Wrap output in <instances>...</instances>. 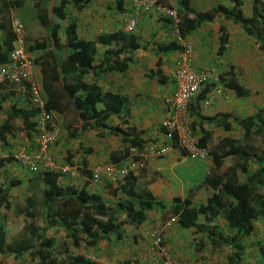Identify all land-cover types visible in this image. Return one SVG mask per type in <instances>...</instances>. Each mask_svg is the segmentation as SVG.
Segmentation results:
<instances>
[{
  "label": "crops",
  "instance_id": "crops-1",
  "mask_svg": "<svg viewBox=\"0 0 264 264\" xmlns=\"http://www.w3.org/2000/svg\"><path fill=\"white\" fill-rule=\"evenodd\" d=\"M53 1L57 5L59 0ZM143 1L91 0L81 11L76 10L73 5L66 6L65 20L58 29L61 42L65 40L66 26L74 21L78 38L84 40L96 39L119 30L131 34L132 37L126 42L131 44L132 54L129 66L124 72H103L98 75L87 74L84 77V82L95 85L100 93H112L124 99V105H116L115 111L105 120L106 128H87L76 136H70L64 125L66 117L55 111L49 112L47 127H51L48 128L55 137L50 147V156L58 165L69 167L67 172L58 171V185L71 186L75 190L84 187L90 194L101 196L106 205L114 206L119 193L116 195L112 191L116 190L119 183L109 182L105 178L94 182L91 178L94 168L114 163L112 155L123 153L128 148L119 135H113L109 130L125 125L134 128L135 133L143 140L141 148L134 147L137 149L151 144L173 143L174 150L170 154L152 158L145 163L137 172L136 181L138 188L148 189L154 197L164 201L166 207L164 210L147 211L142 224H123L108 240L100 239L93 246H87L82 241L78 247H73L71 239L66 238L59 225L53 227L57 229L54 234L53 230H48V236L54 239V253L59 259L71 254L84 256L99 264H147L145 257L150 251L153 239L158 236L167 246L170 260L155 264H226V256L231 252L229 246L213 247L204 232H197L194 228H182L178 225L177 217L166 216L173 198L186 199L192 192V204L198 206L205 203L213 192L205 185L212 166L211 160L187 157L180 151L177 141L168 140V132L163 126L169 111L166 100L175 90L173 73L184 45L190 43L194 50L193 68L204 77L200 94L189 100L187 108L189 122L191 126H195V135L197 138L203 133L210 135L208 149L214 148L217 143L219 145L222 139L240 140L245 135L243 123L256 113L264 111V53L258 48L255 38L247 35L232 20L226 19L224 12L213 21L198 27L180 20L186 9L204 13L212 11L218 4L228 9L233 6L231 0H156V7L149 9H145ZM239 1L242 14L249 18L253 0ZM3 2L5 1L0 4ZM50 2L51 0H29L35 11L39 8L47 10ZM164 9L174 10L176 18L166 16ZM9 10L12 21L18 11L17 8ZM127 16L134 21L131 30L125 24ZM38 24L40 25L39 22ZM42 28L48 36L39 41H48L49 31ZM222 35L227 38L221 52ZM4 39V32L0 29V43ZM108 47L99 45L98 55L101 57ZM58 56L63 59L61 53ZM30 83H36L40 88L41 76L36 68L27 82L2 85L1 94L6 99L0 98V126L12 108L23 111L36 108L27 97ZM231 84L238 85L242 89L241 93L238 94ZM96 106L98 109L104 107L102 103ZM36 111L29 117V121L35 124L37 133L23 129L21 118L16 117L11 122V131L0 137V160L3 161V166L0 167V185L6 186L10 181H16L15 189H21L22 194L35 198L36 203L41 204L43 184L36 183L35 175L27 167L10 158L12 154L22 150L31 156L35 155L38 131L42 123L41 111ZM224 113L228 114L227 118L210 120ZM68 119L77 124L73 113L68 114ZM258 139L262 142L258 135L252 134L249 137L251 142ZM261 149L264 151V147ZM128 158L119 163L125 164ZM133 160L139 161L138 158ZM220 170L222 169H219L218 174L222 173ZM197 179L198 182H195ZM14 199L11 194L6 196V202L10 206L7 211L12 208ZM3 205L0 219L4 216L1 214ZM13 217H16L15 213ZM204 220L203 216H199L198 223H203ZM216 224L225 235H232L226 230L222 219H217ZM253 225L254 231L246 239L240 264H264V217L255 220ZM59 254L61 255L58 256ZM8 255L0 250V264H35L24 254L18 257L10 254L15 260L8 258Z\"/></svg>",
  "mask_w": 264,
  "mask_h": 264
},
{
  "label": "trees",
  "instance_id": "trees-1",
  "mask_svg": "<svg viewBox=\"0 0 264 264\" xmlns=\"http://www.w3.org/2000/svg\"><path fill=\"white\" fill-rule=\"evenodd\" d=\"M90 1L59 0L58 4L54 5V1L51 0L47 10L43 8L36 10L37 21L40 26L48 29L50 37L48 41H34L28 45V51L34 53V66L41 76L40 90L44 110L47 113L55 111L65 116L64 125L70 136H76L87 128L99 130L106 128L105 120L115 111V106L124 105V99L116 94L100 93L95 85H87L84 77L87 74L124 72L129 66L132 54L131 44L126 42L132 36L122 30L98 36L96 39L84 40L78 38L76 23L70 21L65 28L64 42L59 40L58 29L65 20L66 6L73 5L76 10L81 11ZM24 2L25 0H5L0 4V29L5 35L4 41L0 43V64L7 61L8 52L14 47L18 36L13 30L9 9H18ZM231 2L233 3L231 8L225 9L223 5L218 4L212 11L204 13L186 9L180 20L187 25L198 27L213 21L224 12L223 16L226 19L232 20L241 26L247 35L255 38L258 48L264 53V0H253L249 18L242 14L239 0ZM226 38V35L221 36V52L224 50ZM113 43L114 46H111ZM101 44L109 47L100 57L98 52ZM60 53L63 59L59 58ZM231 87L238 94L242 91L238 85L231 84ZM2 89L3 86H0V98L6 99V96L1 94ZM99 103L104 107L98 109L96 105ZM36 110L39 109L23 111L12 108L0 126V137L11 131V122L16 117L21 118L23 129L37 133L35 124L29 121V117L35 114ZM69 113L75 115L77 124L68 119ZM227 117L228 114L224 113L210 120ZM48 127L51 128L49 125ZM192 128H195L194 124ZM243 128L245 135L242 139H222L219 145L217 143L214 148L208 150L212 166L205 179V185L213 192L207 201L198 206L193 205L191 192L186 199L173 198L166 213L167 218L177 217L180 227L204 232L213 247L229 246L231 252L226 256V264L241 263L246 239L254 231L253 222L264 217V151L257 149L249 141L252 134L258 135L264 147V111L247 119L245 124L243 123ZM109 132L119 135L122 143L128 146L123 153L112 155L114 163L131 157L129 147L141 148L143 144L138 133L129 125L116 126ZM209 137L208 133H203L198 138L197 147L208 148ZM173 140L176 141V137ZM227 158L233 159V163L218 174ZM1 166L3 161L0 160ZM34 175L43 184L41 194L42 203L45 205V208H42L45 224L38 226L30 220L26 226L29 228L30 238L20 237L10 243L7 242L4 226L1 225L0 250L14 254L15 257L27 253L35 264H99L80 255L67 254L64 259L57 258L53 247L54 239L47 235L48 230L56 225L63 228L66 238L71 239L73 247H78L82 241L87 246H93L100 239L108 240L109 236L117 233L123 224H142L147 211L164 210L166 207L164 201L154 197L148 189L136 186L137 176L133 173L128 174L123 182H118L116 190L112 191L116 195L119 193L114 206L106 205L101 196L90 194L84 187L75 190L71 186L58 185L55 173L44 171ZM16 184V181H10L9 185H0V209L3 202V209H9L6 196ZM36 204L35 198L26 197L24 209H16V213L34 220L37 217ZM199 216L204 217L203 223H198ZM219 218L232 235H225L219 228L216 224Z\"/></svg>",
  "mask_w": 264,
  "mask_h": 264
},
{
  "label": "built area",
  "instance_id": "built-area-1",
  "mask_svg": "<svg viewBox=\"0 0 264 264\" xmlns=\"http://www.w3.org/2000/svg\"><path fill=\"white\" fill-rule=\"evenodd\" d=\"M2 1L5 0H0V2ZM155 3L156 0H144L142 5L145 6V9H149L154 7ZM164 12L170 17H175V13L172 10H165ZM125 24L129 30L134 27V21L130 16L125 19ZM13 26L18 35L16 46L8 52L7 61L0 64V86L29 81L35 67L33 56L28 51V44L21 37L22 25L17 18L13 21ZM192 57V45L187 44L173 73L175 90L172 96L166 100L169 111L163 126L168 132L169 141H173L174 137H176L180 151L190 157L205 158L208 155V150L197 147V137L191 127L187 112L189 100L199 94L204 79L203 75L193 69ZM27 97L30 104L40 109L42 114V123L38 132V148L34 156L22 150L14 155V159L33 173L42 171L67 172L69 170L68 166L58 165L50 156V147L55 137L47 128L50 114L44 110L42 93L36 83L29 84ZM173 150V143L151 144L142 149L130 147L129 154L131 157L128 158L125 164L110 163L98 166L92 171V180L97 182L105 178L114 183L119 182L130 173L136 175L150 159L164 157ZM132 157H138L139 161H134ZM145 258L147 264L164 263V261L167 263L170 260L168 248L158 236L153 239L150 251ZM197 264H204V262H198Z\"/></svg>",
  "mask_w": 264,
  "mask_h": 264
},
{
  "label": "rangeland",
  "instance_id": "rangeland-1",
  "mask_svg": "<svg viewBox=\"0 0 264 264\" xmlns=\"http://www.w3.org/2000/svg\"><path fill=\"white\" fill-rule=\"evenodd\" d=\"M18 11V15L17 18L18 20L22 23V36L27 40V42L29 44H31L34 41H39L42 39V37L44 36H48L47 33L45 32V29H43L37 21L36 15H35V10L30 6L29 4V0H26L23 5L21 7H19L17 9ZM32 55H34V53H31ZM257 137V136H256ZM252 144L257 148V149H261L263 147L262 142L258 139V140H254L252 141ZM194 161V160H189ZM233 163V159L227 158L226 162L224 163V165L222 166V170L223 171L225 167L230 166ZM180 168H178L179 170ZM192 177L194 176L193 174L191 175ZM36 183H42L41 180L39 179H35ZM198 182V179L195 181ZM16 186V185H15ZM14 187V186H13ZM11 188L10 193L12 196H14V200L12 202V210H4L2 209L1 214H3L4 216L0 219V228L1 225L4 226V232H6V239L7 242L10 243L14 240H18L20 237L23 238H30V234H29V229L26 228V226H28L30 219L29 218H24V215H18L16 213L17 206H23L22 209H24L25 207V202H24V198L26 197L25 194H22V190L21 189H15ZM34 195L40 197L38 194L34 193ZM21 202V205L19 204ZM42 205V206H41ZM37 217L33 220L31 219V221H33L36 225L41 226L42 224H45V220L43 218V214H42V210L41 208H45V205L43 203L41 204H37ZM22 211V210H21ZM23 212V211H22ZM15 213V218L13 217V214ZM51 231L53 230V234L56 233L57 229L55 230L50 229ZM59 230V229H58ZM60 231V230H59ZM47 235H49V233H47ZM10 255V254H9ZM8 255V256H9ZM25 256H29L27 255V253L24 254ZM61 254H59L58 256H60ZM12 255H10L11 260H15V258L11 257ZM13 256H15L13 254Z\"/></svg>",
  "mask_w": 264,
  "mask_h": 264
},
{
  "label": "clouds",
  "instance_id": "clouds-1",
  "mask_svg": "<svg viewBox=\"0 0 264 264\" xmlns=\"http://www.w3.org/2000/svg\"><path fill=\"white\" fill-rule=\"evenodd\" d=\"M1 3V2H0ZM156 4L157 3H155V7H156ZM165 10H172V9H164V11ZM174 13H175V17H170V16H168V15H166V16H168V17H170V18H176V12L174 11V10H172ZM165 13V12H164ZM17 18V16H14V17H12V27H13V30H14V26H13V21L15 20ZM18 19V18H17ZM21 25H22V23H21ZM22 29V28H21ZM15 31V30H14ZM20 34H21V37L23 38V40L29 45V43L27 42V40L22 36V32H20ZM187 44H190V43H187ZM187 44H185V45H187ZM185 45H184V48H183V53H184V49H185ZM192 45V44H191ZM14 46H16V41L14 42ZM192 50H193V45H192ZM194 51V50H193ZM183 53H182V55H183ZM31 54V53H30ZM32 55V54H31ZM182 55H181V57H182ZM33 56V55H32ZM180 57V58H181ZM193 58V57H192ZM180 60V59H179ZM192 67H193V61H192ZM34 69H35V67H34ZM194 69V68H193ZM195 70V69H194ZM196 71V70H195ZM197 72V71H196ZM197 73H199V72H197ZM40 89V88H39ZM202 89V88H201ZM200 92H201V90H200ZM199 92V93H200ZM42 93V92H41ZM198 96V95H197ZM195 98V97H194ZM192 99V98H191ZM29 100V99H28ZM188 108V107H187ZM40 110V109H39ZM49 122V121H48ZM192 127V126H191ZM48 128V127H47ZM49 129V128H48ZM193 129V128H192ZM194 131V130H193ZM39 132V131H38ZM194 134H195V132H194ZM197 137V136H196ZM197 141H198V138H197ZM130 148V147H129ZM132 148V147H131ZM134 148V147H133ZM207 150H209L208 148H206ZM129 150V149H128ZM185 156H187L184 152H182ZM16 153H14V154H12V156L10 157L11 158V160L12 161H14V162H17V163H19L18 161H16L15 159H14V155H15ZM187 157H190V156H187ZM191 158H195V157H191ZM196 158H201V157H196ZM205 158H207V159H210V157H209V154L207 155V157H205ZM211 160V159H210ZM20 164V163H19ZM21 165V164H20ZM23 166V165H22ZM24 167H26V166H24ZM29 170V169H28ZM30 171V170H29ZM31 172V171H30ZM42 172H44V171H42ZM48 172H52V171H48ZM31 173H33V172H31ZM38 173H41V172H38ZM52 173H55V174H57V173H59V172H52ZM33 174H37V173H33ZM136 176H137V174H136ZM91 178H92V174H91ZM100 180H102V179H100ZM100 180H98V181H100ZM107 180V179H106ZM95 182V181H94ZM109 182H112V181H109ZM119 182H121V181H119Z\"/></svg>",
  "mask_w": 264,
  "mask_h": 264
}]
</instances>
